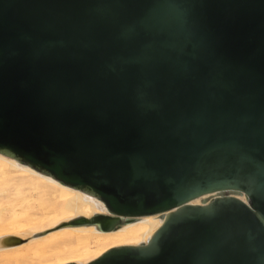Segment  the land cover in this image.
<instances>
[{
  "label": "water",
  "instance_id": "95a60500",
  "mask_svg": "<svg viewBox=\"0 0 264 264\" xmlns=\"http://www.w3.org/2000/svg\"><path fill=\"white\" fill-rule=\"evenodd\" d=\"M0 155L155 226L88 264H264V0H0Z\"/></svg>",
  "mask_w": 264,
  "mask_h": 264
},
{
  "label": "bare ground",
  "instance_id": "6f19581e",
  "mask_svg": "<svg viewBox=\"0 0 264 264\" xmlns=\"http://www.w3.org/2000/svg\"><path fill=\"white\" fill-rule=\"evenodd\" d=\"M108 213L104 202L0 155V257L88 264L112 248L144 242L155 228L129 217L106 230Z\"/></svg>",
  "mask_w": 264,
  "mask_h": 264
},
{
  "label": "rangeland",
  "instance_id": "374dc122",
  "mask_svg": "<svg viewBox=\"0 0 264 264\" xmlns=\"http://www.w3.org/2000/svg\"><path fill=\"white\" fill-rule=\"evenodd\" d=\"M11 252H13V251H11ZM1 258L2 257H0V264H16L14 262H11L9 259L7 260V258H2V259Z\"/></svg>",
  "mask_w": 264,
  "mask_h": 264
}]
</instances>
